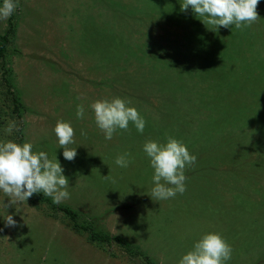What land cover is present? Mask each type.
<instances>
[{
    "label": "rangeland",
    "instance_id": "1",
    "mask_svg": "<svg viewBox=\"0 0 264 264\" xmlns=\"http://www.w3.org/2000/svg\"><path fill=\"white\" fill-rule=\"evenodd\" d=\"M183 3L19 0L0 20V36L12 16L16 24L0 62V142L15 141L19 129L11 83L24 106L22 143L57 158L69 179L70 198L59 204L157 264H179L210 232L232 248L225 264H264V0L251 26L216 30ZM114 97L131 101L146 121L143 133L129 122L105 139L90 105ZM57 120L74 128L72 161L63 157ZM168 136L197 159L185 168L183 194L154 201L143 145ZM123 153H131L127 167L115 164ZM9 201L0 191V264H144L117 243L92 245L68 218L49 216L47 205ZM9 214L15 227L6 226Z\"/></svg>",
    "mask_w": 264,
    "mask_h": 264
},
{
    "label": "clouds",
    "instance_id": "2",
    "mask_svg": "<svg viewBox=\"0 0 264 264\" xmlns=\"http://www.w3.org/2000/svg\"><path fill=\"white\" fill-rule=\"evenodd\" d=\"M260 0H184L181 10L189 7L194 14L210 29L221 27L237 29L251 26L258 21L257 11ZM19 7V0H3L0 5V20L9 18ZM212 26V27H209ZM90 108L94 111L95 122L104 133L106 140H111L117 129L127 131L132 122L137 131L143 133L146 121L138 110L131 106L130 100L121 97L97 99ZM83 104L77 105L76 116L84 118ZM15 125H9L5 131L11 134ZM54 132L58 138L63 157L72 161L77 156L74 143L75 131L70 122L57 120ZM85 133L82 131L81 135ZM30 142L18 143L13 140L0 142V191L10 198L7 206L19 201H27L35 193L51 197L53 203L59 204L70 198L67 191L69 179L57 158L50 159L45 151L34 152ZM143 150L150 158L154 169L152 177L154 187L151 198L154 201L175 197L186 191L185 168L195 164L197 157L190 153L188 147L180 140L168 136L166 143L146 140ZM131 153L116 157L115 164L127 167ZM109 178V175L105 176ZM5 219L6 226L15 227L17 221L11 214ZM232 248L217 232L204 234L180 259L179 264H225L231 259Z\"/></svg>",
    "mask_w": 264,
    "mask_h": 264
},
{
    "label": "trees",
    "instance_id": "3",
    "mask_svg": "<svg viewBox=\"0 0 264 264\" xmlns=\"http://www.w3.org/2000/svg\"><path fill=\"white\" fill-rule=\"evenodd\" d=\"M15 34H16V24L14 23V17L12 16L9 21V27L7 31L3 35L0 36V62L4 61L6 54H7V50H8V44L15 37ZM184 69L188 71L189 67H185ZM7 86H8L9 94H10L9 106L12 107V113L19 120L18 122L19 129L15 134V142L22 143L23 123L21 122V119H22V110L24 106H23V103L19 95L14 90H12L11 83L7 84ZM227 86L229 88V83L227 84ZM223 98H225V94ZM30 198L40 204L47 205L49 209L47 213L49 216L56 218V219H60V216L62 214L64 217L68 218L72 223V228L74 229V231L79 235H85L87 241L91 243L92 245L101 247L102 249L106 250L108 249L107 246H111L112 244L117 243L129 255L133 257H136V256L141 257L144 261V264H157L150 256L146 255L140 248L129 243L127 240L121 237H118V236H114L108 232L98 231L95 228V226L89 222V219L83 217L81 213H79L77 210L72 209L68 206L62 205V204L53 203L52 199L48 196H45L42 192L35 193Z\"/></svg>",
    "mask_w": 264,
    "mask_h": 264
}]
</instances>
